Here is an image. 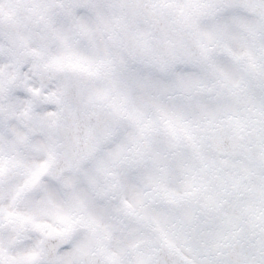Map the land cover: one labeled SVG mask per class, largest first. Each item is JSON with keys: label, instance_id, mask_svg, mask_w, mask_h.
I'll return each instance as SVG.
<instances>
[{"label": "snow or ice", "instance_id": "1", "mask_svg": "<svg viewBox=\"0 0 264 264\" xmlns=\"http://www.w3.org/2000/svg\"><path fill=\"white\" fill-rule=\"evenodd\" d=\"M0 264H264V0H0Z\"/></svg>", "mask_w": 264, "mask_h": 264}]
</instances>
